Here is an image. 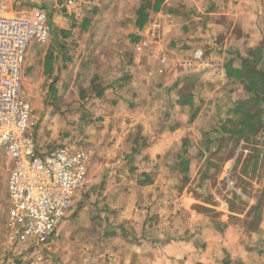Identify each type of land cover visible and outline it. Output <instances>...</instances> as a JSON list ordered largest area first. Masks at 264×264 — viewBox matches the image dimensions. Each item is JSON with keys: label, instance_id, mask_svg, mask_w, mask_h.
Wrapping results in <instances>:
<instances>
[{"label": "rangeland", "instance_id": "374dc122", "mask_svg": "<svg viewBox=\"0 0 264 264\" xmlns=\"http://www.w3.org/2000/svg\"><path fill=\"white\" fill-rule=\"evenodd\" d=\"M3 1L9 6V0ZM143 1L110 0L97 13L84 16L88 17L85 20L66 23L65 31L70 36L57 34L38 52L34 68L37 75L28 73L22 86V95L32 110L31 131L37 149L45 152L65 146L73 152L82 151L87 157V180L75 194L56 240L39 247L11 243L6 200L8 164L1 162L0 264H184V256L176 263L173 260L175 254L186 253L180 243L183 239H178H194L188 247L192 254L205 251L202 232L197 231L202 228L197 225L203 226L206 219L215 217L211 207H223L240 190L243 199L236 201L234 208L244 210L252 196L260 194L254 190L260 191L264 185L262 152L257 153L254 176L250 172L241 175L244 158L255 155L248 146H243L240 163L234 166L231 159L226 160L231 142L219 145L220 150L207 161L197 155L199 147L208 143L202 133L218 127L226 105L243 96L241 89L216 79L211 84L215 94L210 99L201 94L197 80V91L207 100L197 103V116L191 118L193 111L173 104L177 95L174 79L215 74L223 60L217 65L212 58H221V49L214 57L209 46L198 48L210 64L200 71L182 66L192 54L170 49L164 52L154 46L153 40L144 45L140 40L132 41V37L138 38L135 12ZM256 11L255 36L247 43L238 41L240 51L235 49L237 45L228 47L229 51L244 54L248 43L253 48L264 46V6L260 0ZM56 17L51 22L56 24ZM49 50L59 66L57 72L45 77L42 63ZM120 75L124 87L109 91L102 99L95 96ZM202 81H209L208 76ZM177 128L181 132L176 142L165 149L153 146L163 131ZM184 139L186 172L181 166L184 160H177ZM263 140L260 137L257 141ZM210 147L213 150L216 145ZM259 149L262 151L263 145ZM185 202L202 215L194 214L190 219L184 212ZM194 224L191 233L189 227ZM214 258L217 264L227 259L223 253Z\"/></svg>", "mask_w": 264, "mask_h": 264}, {"label": "built area", "instance_id": "2783aa9c", "mask_svg": "<svg viewBox=\"0 0 264 264\" xmlns=\"http://www.w3.org/2000/svg\"><path fill=\"white\" fill-rule=\"evenodd\" d=\"M103 0H0V163L8 164L7 225L11 243L49 245L75 194L87 180L82 151L56 146L40 152L31 131L32 110L22 95V69L30 45L49 42L51 20L92 11ZM57 17V18H58ZM146 43H143V45ZM210 67L201 50L182 62Z\"/></svg>", "mask_w": 264, "mask_h": 264}, {"label": "crops", "instance_id": "0c3cea01", "mask_svg": "<svg viewBox=\"0 0 264 264\" xmlns=\"http://www.w3.org/2000/svg\"><path fill=\"white\" fill-rule=\"evenodd\" d=\"M109 1L110 0H103V2L97 8L93 9V11H77L68 17H56L58 24L57 22L55 24V22H53L54 20L52 19L53 24L52 22L50 23L52 29L51 37L53 38L55 35L60 33H63L64 36H70V32L65 31L68 30L66 29V23L79 21V19L87 15L92 16L93 14L97 13V10L101 5L107 4ZM260 2L264 6V0H260ZM256 3L257 0H163V3L159 7L158 11L148 10L147 22L142 29H137L138 40L142 41L141 43H144L147 40H153L154 46L157 49H164V52H167L166 50L170 49L172 51L175 50L176 52L185 53L187 55L192 54L193 51L198 48L206 49L207 46H209L210 50H213L211 51V54H214L215 57L216 52L221 49V58H212L214 63L220 65L218 62L223 60V55L229 51L227 49L228 47L237 45L235 46V49L240 51V46L236 43L238 41H242L241 44L244 43V41L247 43V41H250V38L255 36L257 12ZM243 15L245 16V21L247 20V23L242 22ZM85 18L88 17H84L82 20H85ZM85 22L87 23L88 21ZM47 44L30 45L22 69V86L25 83L26 77H28V73L32 77L37 75L36 71L34 70L36 67L35 61L37 60L38 52L41 53V49L46 47ZM250 48H253V46L251 43H248L247 49ZM47 53L48 54L45 55L42 63V75H45V77L50 76L54 70L57 72L59 66V63L56 61L54 62L55 56L53 52L49 50ZM49 54L52 56V58L50 56V59L47 62ZM49 64H51V70L48 73L46 68ZM212 65L215 64L211 63V66ZM214 75L217 76L214 77ZM200 76H198L200 78L197 77L195 80H193V82L200 80L198 83L199 87L201 88V94L207 98L209 96L210 99L215 94L213 91L211 92V84L214 85L212 81H216V79L227 81L222 70V65L221 69L219 66L215 74L213 72H209L206 75ZM203 76H208L209 81L203 82ZM124 79H126V75L123 76V80ZM183 79L184 78L174 79L176 83L173 81V86L179 83L178 88H181L184 82ZM120 85H123L121 75L112 83L110 82V85H108L107 88L104 87L100 89L102 93L99 99L104 98V96H108L110 94L109 91L115 92L118 88L121 89L124 87ZM197 88L198 85L194 84L192 91V93H194V101L196 103H198L200 100L207 102L203 96L199 95ZM173 89H175V93L177 94V88L173 87ZM202 90L207 94L202 92ZM200 97H202V99H199ZM176 99L177 95L174 97V101ZM216 101H218V99ZM212 131L213 130H205L204 132L210 134ZM180 132L181 131L179 128L173 131H163L160 134L161 138L157 141V145L153 144V146H159L163 149L168 148L171 143H174L176 140H178ZM257 140H259V138ZM258 142H255L257 144L253 145H246L240 142L236 148L233 158L231 159L233 166L235 165L236 157L241 154L240 151L243 149V146H248L251 148V151H253L252 149L254 147L258 152H253H262L264 154V149L262 151L259 149L260 145H263L264 147V143L261 141ZM191 146L192 143L190 142L189 148H191ZM199 149L200 151H198L197 155L199 157L203 156V159L207 161L209 155L203 152L202 147H199ZM200 152L202 153L201 155L199 154ZM191 160L192 159L189 157V165H191ZM260 179L261 177H258L257 179V181L259 180V183L261 181ZM262 183H264V176ZM263 188L264 185L260 191L258 189L254 190V193L258 192L260 194L258 196H252L251 199L253 200H251V204H249L244 210L241 209L239 211L230 212L227 202L225 205H223V207H211L215 213V217L212 220L206 219V222L204 223L205 225L203 226L197 225V227L202 228L201 230L199 229L197 231L202 232L203 239L202 237L200 239L201 242L206 245V250H195L196 254H192L188 247L191 246L194 239L182 237L178 239V241L183 239L181 240L183 242L180 243L183 245L182 247L184 250H186V253H184V255L178 253L175 254L173 256L175 263L177 262L176 260H178V258L184 256V258L187 259L184 264H201L200 262H204V264H217V259H215L214 256H217L219 253H223L227 259H223L221 262L222 264H264ZM241 192L242 191L239 190L236 193L240 199L242 198ZM185 200H188V197H185ZM182 205L184 206V212L190 216V219L194 216V214L202 215L201 213L197 214V212H193V210L188 207V202H185L184 204L182 203ZM247 212L250 214L247 215ZM253 214L257 215V221H255L254 224L251 222V219L254 217ZM246 221L247 224H245ZM186 226L188 225L186 224ZM195 227L196 225L194 227L193 225L189 227L191 233L194 232ZM184 233H187L186 230ZM176 245L179 246L178 244ZM194 257L195 259H193Z\"/></svg>", "mask_w": 264, "mask_h": 264}, {"label": "trees", "instance_id": "16d2710c", "mask_svg": "<svg viewBox=\"0 0 264 264\" xmlns=\"http://www.w3.org/2000/svg\"><path fill=\"white\" fill-rule=\"evenodd\" d=\"M162 3L163 0H144L135 12L136 28L139 30L142 29L148 20V10L158 11ZM137 40L138 38L132 37V41ZM225 55L222 64L225 78L230 84L238 86L243 96L231 100L226 105L222 117L223 119L212 133H202V137L208 142L207 144H203V152L209 155L208 160L220 150L219 145L224 142L232 143V147H230L226 157V160H230L233 158L240 142L246 145H253L257 144L255 142H258V138L261 137L264 139V46L259 45L255 48L247 49L244 54L238 51H227ZM50 56L49 54L47 62ZM50 65L51 64L46 68L48 73L51 70ZM197 76L199 75H193L190 80L184 78L181 88H178L179 83L174 85V87L177 88V99L173 104L180 109L187 108L193 111L191 118L196 117L200 110L199 105L194 101V93H192L195 83L193 80H195ZM101 93L102 91L98 90L95 96L100 98ZM211 134L214 135L213 139L210 137ZM261 142L264 143V140ZM210 145H216L217 148L214 147L213 150H211ZM252 150L258 152L254 147ZM199 154L201 155L202 153L200 152ZM254 154V157L248 156L242 161L241 175H247V173L249 174L250 172L251 176H254L258 165V154ZM241 156L240 154L236 157L235 165L240 163ZM184 158H188L186 139L183 140L181 153L177 156V160H184L181 161V166L186 172L188 170V160ZM249 162H251V164H249ZM145 180L148 179L145 178ZM263 192L264 188L262 190V193ZM236 201H240V197L233 193L232 199L227 201L230 212L241 210L234 208ZM248 214L250 213L247 212V215ZM253 215L254 217L251 219V222L254 224V222L257 221V215Z\"/></svg>", "mask_w": 264, "mask_h": 264}]
</instances>
